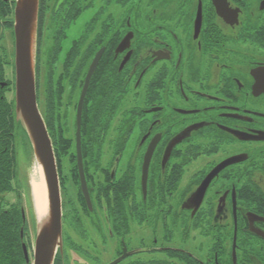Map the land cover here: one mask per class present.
<instances>
[{
    "label": "flooded vegetation",
    "instance_id": "1",
    "mask_svg": "<svg viewBox=\"0 0 264 264\" xmlns=\"http://www.w3.org/2000/svg\"><path fill=\"white\" fill-rule=\"evenodd\" d=\"M15 2L0 0V227L18 240L11 263L33 264L36 219L17 187L31 144L16 119ZM93 62L80 121L91 208L76 166L74 194L60 185L52 264H108L124 249L116 264H233L234 238L235 264H264V0H39L37 106L53 147L40 101L67 96L75 164Z\"/></svg>",
    "mask_w": 264,
    "mask_h": 264
},
{
    "label": "water",
    "instance_id": "2",
    "mask_svg": "<svg viewBox=\"0 0 264 264\" xmlns=\"http://www.w3.org/2000/svg\"><path fill=\"white\" fill-rule=\"evenodd\" d=\"M39 0H16L15 15V65H16V119L25 129L33 151V156L40 165L45 185L46 210L42 217L36 215V237L34 246L33 264H52L55 248L61 245V196L60 184L56 166V159L46 126L37 106L35 88V48L36 30ZM94 68L91 64L80 93L76 109L75 151L76 166L80 179V187L86 200L87 207L91 208L89 193L87 190L85 174L83 170L81 145H80V121L81 110L86 94L90 74ZM151 155V148L145 153L143 163V186L147 175V165ZM168 150L165 152V158ZM205 182L203 181L193 196L202 199ZM185 205V204H184ZM21 245L25 260L28 261L25 243L21 239ZM235 238L231 247L232 263H236ZM125 252L108 264L118 263Z\"/></svg>",
    "mask_w": 264,
    "mask_h": 264
},
{
    "label": "rangeland",
    "instance_id": "3",
    "mask_svg": "<svg viewBox=\"0 0 264 264\" xmlns=\"http://www.w3.org/2000/svg\"><path fill=\"white\" fill-rule=\"evenodd\" d=\"M40 110L43 115L45 116L49 122L51 123L50 119L55 115V121L52 124L50 131L52 133L54 145L56 138L59 137V133L63 134V137L65 141L73 140V135H74V130H73V110L69 108L68 101H67V96H64L63 99H61L60 102H54L50 103V105L45 108L44 102L41 100L40 101ZM61 141L60 139H58ZM63 141V139H62ZM71 155L70 154H65L60 157V168H59V173L61 175V181H62V188L64 193L67 194V196H71L74 194V189H75V178H74V173L75 171L73 169V163L71 162ZM19 179L17 180L19 184L17 185L18 189L20 187L21 190V198H22V203L25 209L26 213V218L31 219V213L34 215V218L36 219V213L34 211V207L32 204V199H31V194H30V177L33 172V169L35 166H37V162L33 156V151L32 149L30 150L29 147L24 148V152H21V155L19 157ZM185 181H182V185L184 184ZM25 185H28V192L25 190ZM25 193L27 194V197L25 196ZM31 212V213H30ZM86 221V220H85ZM31 243H32V237H31ZM103 260L106 261L107 258L103 257Z\"/></svg>",
    "mask_w": 264,
    "mask_h": 264
},
{
    "label": "trees",
    "instance_id": "4",
    "mask_svg": "<svg viewBox=\"0 0 264 264\" xmlns=\"http://www.w3.org/2000/svg\"><path fill=\"white\" fill-rule=\"evenodd\" d=\"M50 102L54 103V102H56V99L54 97H51ZM50 121L52 124L54 123L55 115H53V117L50 119ZM51 123H50V125H51ZM50 128L52 129V127H50ZM58 139H60L61 141H59ZM62 139H63V141H62ZM71 142H72L71 140L65 141L63 134L59 133V137L56 138V141H55L56 146H53V151H54V155H55V159H56V166H57V172H58L60 185L62 184L61 175L59 173L60 157L65 155V154L71 155V157H72L71 162L73 163V169L72 170L75 171L74 178L76 179V177H77L74 148H73V144ZM75 182H77V181L75 180ZM28 187H29L28 185H25L26 192H28ZM18 213L19 212L17 210V218L19 219ZM1 214L2 213H0V219L2 218ZM1 227H0V264H13V263H11L10 257H12L13 254L15 256L16 252L14 253V251H18L17 250L18 249V240L16 239L14 242H10L6 238H4L3 236L8 235V234L7 233L6 234L1 233L3 231V229ZM17 261L18 260H17V256H16L14 263H16ZM228 264H230V259L228 261Z\"/></svg>",
    "mask_w": 264,
    "mask_h": 264
},
{
    "label": "bare ground",
    "instance_id": "5",
    "mask_svg": "<svg viewBox=\"0 0 264 264\" xmlns=\"http://www.w3.org/2000/svg\"><path fill=\"white\" fill-rule=\"evenodd\" d=\"M30 194L34 211L42 217L46 210L45 185L40 165L35 166L30 177Z\"/></svg>",
    "mask_w": 264,
    "mask_h": 264
}]
</instances>
